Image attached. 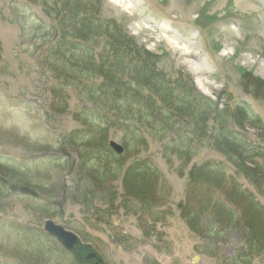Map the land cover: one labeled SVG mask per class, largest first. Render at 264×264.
Masks as SVG:
<instances>
[{"label": "rangeland", "instance_id": "obj_1", "mask_svg": "<svg viewBox=\"0 0 264 264\" xmlns=\"http://www.w3.org/2000/svg\"><path fill=\"white\" fill-rule=\"evenodd\" d=\"M93 1L99 3L102 17L123 23L139 45L161 57L160 68L183 69L199 91L213 100L231 107L247 103L264 125V97L257 94L263 90L253 85L264 82V0ZM54 23L57 20L47 15L39 0H0V171L4 175L0 189L5 190L0 191L4 194L0 198V264H77L47 235L44 223L48 219L92 242L105 264H221L223 255L238 254L242 232L224 234L219 243L222 258L211 257L178 207L188 200V175L194 166L222 162L227 173L235 174L226 157L209 144L185 165L167 149L169 136L164 140L146 136L145 145L125 160L126 167L135 156L147 157L157 167L154 207L144 214L127 211L118 200V211L112 212V203L98 187L92 188L99 195L91 203L71 199L76 196L71 191L75 181L89 178L90 173L100 178L98 172L88 170L94 160L86 161L87 153L82 160L75 147L83 144L77 135L85 128L73 118L82 106L79 97L71 91L65 112L49 103L52 82L42 58L48 41L42 38L60 31ZM249 122L244 128L257 139L258 131ZM121 136L120 130H111L108 145L115 140L123 147ZM7 167L14 172L8 175ZM123 176L121 170L117 178L108 179L119 195ZM238 178L264 204L249 180ZM32 179L46 184L47 192L31 185ZM27 182L30 189L18 186ZM249 264H264V256L254 257Z\"/></svg>", "mask_w": 264, "mask_h": 264}, {"label": "trees", "instance_id": "obj_2", "mask_svg": "<svg viewBox=\"0 0 264 264\" xmlns=\"http://www.w3.org/2000/svg\"><path fill=\"white\" fill-rule=\"evenodd\" d=\"M39 1L47 15L57 20L53 26L60 30L41 37L48 41L42 58L52 82L49 103L53 109L58 105V110L65 112L71 91L79 97L82 106L73 118L85 128L77 135L83 144L76 143L75 147L81 151L82 160L84 153L86 161L94 160L89 162L93 166L88 170L98 172L100 178L96 180L90 173L89 178L75 181L71 191L76 196L71 199L91 203L99 195L92 188L98 187L112 203V212L118 211V200L127 211L144 214L154 207L157 167L147 157L135 156L126 167L125 160L145 145L146 136L160 140L169 136L167 149L185 165L200 147L209 144L226 157L236 176L227 173L222 162L206 161L194 166L188 175V200L178 206L181 216L202 237V250L211 257L222 258L219 243L224 234L242 232L238 254L223 255L221 264H249L254 257L264 256V204L238 180L246 177L264 197V125L250 106L240 102L231 107L213 100L199 91L183 69L168 72L160 68L161 57L139 45L123 23L102 17L96 1ZM253 85L263 90L257 94L264 97V87L260 88L264 82L255 81ZM247 120L258 131L257 139L246 132ZM111 130L122 132L121 155L108 145ZM7 169L12 170L7 171L8 175L14 172ZM121 170L124 189L119 195L108 179L117 178ZM1 177L4 175L0 171ZM36 183L41 182H30L47 192L46 184ZM27 184L18 186L25 188Z\"/></svg>", "mask_w": 264, "mask_h": 264}, {"label": "water", "instance_id": "obj_3", "mask_svg": "<svg viewBox=\"0 0 264 264\" xmlns=\"http://www.w3.org/2000/svg\"><path fill=\"white\" fill-rule=\"evenodd\" d=\"M110 146L119 154L124 151V148L115 141H111ZM44 230L50 236L55 237L79 264H105L104 257L93 243L83 242L79 236L62 225L47 220Z\"/></svg>", "mask_w": 264, "mask_h": 264}]
</instances>
